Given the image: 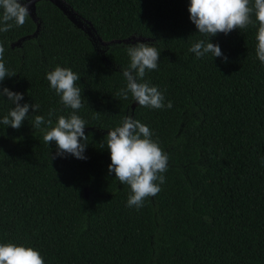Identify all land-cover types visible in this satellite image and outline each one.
Wrapping results in <instances>:
<instances>
[{
  "label": "trees",
  "instance_id": "16d2710c",
  "mask_svg": "<svg viewBox=\"0 0 264 264\" xmlns=\"http://www.w3.org/2000/svg\"><path fill=\"white\" fill-rule=\"evenodd\" d=\"M63 1L86 31L39 1L37 23L29 16L0 33L3 62L16 74L0 87L22 94L21 105H39L18 130L0 123V244L31 247L44 264H264L258 26L209 38L225 62L189 51L207 39L189 19V0ZM137 42L160 50L158 68L138 82L157 87L171 109L116 95L127 83V46ZM57 66L80 77L85 103L76 114L86 122L85 160L52 159L55 142L45 144L32 128L35 115L47 121L54 110V125L73 111L46 80ZM13 107L0 97V120ZM125 115L148 126L168 156L165 183L138 210L126 206L129 186L108 172L106 136Z\"/></svg>",
  "mask_w": 264,
  "mask_h": 264
},
{
  "label": "clouds",
  "instance_id": "9594fccd",
  "mask_svg": "<svg viewBox=\"0 0 264 264\" xmlns=\"http://www.w3.org/2000/svg\"><path fill=\"white\" fill-rule=\"evenodd\" d=\"M32 2L33 0H0V33L22 27L29 17ZM188 13L198 33L207 37L189 48L197 58L211 54L212 58L219 57L226 62L227 57L223 55L219 45L210 43L209 38L218 33L227 35L233 30L246 29L253 25L258 26L255 54L261 64H264V0H189ZM4 53L5 47L0 42V82L6 77L16 75L6 68L3 62ZM127 55L130 64L122 73L127 82L126 87L121 88L116 95L128 100L130 93L134 102L141 107L171 109V101L165 105L164 94L157 87L150 86L148 82H138L143 80L146 70L158 68L160 50L155 46L137 42L127 46ZM79 79L78 74L71 69L59 66L46 74V80L60 97V102L73 110L68 117L60 115L54 125L51 119L54 110L49 111L47 121L42 115L33 117L32 128L43 132L45 144H56L57 151L52 159L65 154L78 160L86 159L83 155L87 147L85 141L88 139L84 132L86 122L76 114L85 103L81 97V87L77 86ZM0 97H7L8 102L15 105L0 120V123L12 129L18 130L22 126L28 118L29 108L33 113L39 109L36 104L21 105L23 95L6 87H0ZM45 124L47 126L41 128ZM152 136L148 126L126 115L121 125L108 131L106 136V149L111 161L108 172L114 173L115 179L121 184L129 186L130 195L126 206L137 210L144 206L146 199L160 192V185L165 183L163 173L168 169V156ZM100 147L105 148V144L101 143ZM0 264H44V259L39 251L31 247L5 243L0 244Z\"/></svg>",
  "mask_w": 264,
  "mask_h": 264
},
{
  "label": "water",
  "instance_id": "95a60500",
  "mask_svg": "<svg viewBox=\"0 0 264 264\" xmlns=\"http://www.w3.org/2000/svg\"><path fill=\"white\" fill-rule=\"evenodd\" d=\"M39 1H48L52 3L55 7H57L68 19L71 23H73L76 27L81 28L82 30H87L85 26H83V22L77 18L75 12L68 8L66 3L63 0H33L31 7H30V18L37 23L36 18V3ZM39 25H37L38 29ZM89 33V32H88ZM18 44V43H17ZM134 105L132 107L134 108Z\"/></svg>",
  "mask_w": 264,
  "mask_h": 264
}]
</instances>
